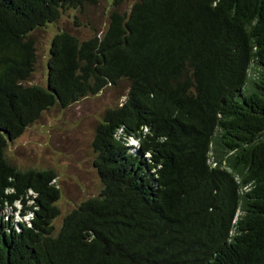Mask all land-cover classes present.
Masks as SVG:
<instances>
[{
    "label": "trees",
    "instance_id": "16d2710c",
    "mask_svg": "<svg viewBox=\"0 0 264 264\" xmlns=\"http://www.w3.org/2000/svg\"><path fill=\"white\" fill-rule=\"evenodd\" d=\"M97 3L0 0V264H264V0H115L103 33L58 32L47 85L28 84L33 33ZM122 81L93 142L103 189L56 230L57 175L7 149Z\"/></svg>",
    "mask_w": 264,
    "mask_h": 264
},
{
    "label": "rangeland",
    "instance_id": "374dc122",
    "mask_svg": "<svg viewBox=\"0 0 264 264\" xmlns=\"http://www.w3.org/2000/svg\"><path fill=\"white\" fill-rule=\"evenodd\" d=\"M136 1L123 0L119 10H130ZM114 3L115 0H98L95 5L86 6L84 11L67 10L57 23L37 29L33 34L38 59L28 84L47 85L51 41L58 32L69 31L82 40L103 33L108 27ZM128 91V82L122 81L67 108L54 106L10 143L7 155L18 168L51 169L57 175L55 183L60 189L57 204L61 213L54 220L56 230L62 225L66 214L83 201L101 193L103 183L94 167L97 157L93 147L96 129L105 110L121 105ZM131 143L137 145L135 140ZM7 210L16 220L21 218L14 209Z\"/></svg>",
    "mask_w": 264,
    "mask_h": 264
}]
</instances>
